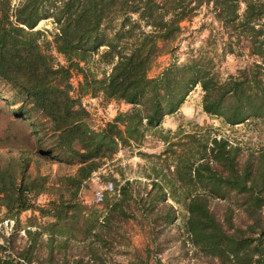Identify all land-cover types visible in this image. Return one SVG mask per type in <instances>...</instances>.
I'll return each instance as SVG.
<instances>
[{
    "label": "trees",
    "instance_id": "trees-1",
    "mask_svg": "<svg viewBox=\"0 0 264 264\" xmlns=\"http://www.w3.org/2000/svg\"><path fill=\"white\" fill-rule=\"evenodd\" d=\"M241 1L245 8L239 12ZM202 7L224 30L223 54L245 49L253 57L235 74L221 77L207 51L182 63L175 59L181 23ZM43 19L54 24L50 39L34 29ZM101 48L100 61L110 67L98 77L88 63ZM165 53L172 61L149 76ZM0 80L50 123L53 145L40 156L77 164L73 174L53 177L30 176L27 160L0 168V206L15 228L0 244V264H106L101 255L113 219H135L137 211L150 226H166L178 217L169 200L185 211L189 242L213 264H264V148L182 128L173 140L161 128L195 85L206 114L229 126L248 120L264 125V0H0ZM86 94L130 108L93 129L81 102ZM148 130L167 143L162 154L171 165L152 163L145 195L134 194L127 179L117 196L103 195V211L84 205L78 193L102 160L139 143ZM41 195L49 196L44 204L37 203ZM27 210L48 219L28 217L22 242L17 227ZM148 263L135 256V264ZM154 264L164 263L156 258Z\"/></svg>",
    "mask_w": 264,
    "mask_h": 264
},
{
    "label": "rangeland",
    "instance_id": "rangeland-1",
    "mask_svg": "<svg viewBox=\"0 0 264 264\" xmlns=\"http://www.w3.org/2000/svg\"><path fill=\"white\" fill-rule=\"evenodd\" d=\"M19 0H12L13 4ZM245 8L243 1L239 4V12ZM183 31L175 41L174 56L178 63H182L190 54L198 51H207L215 55L216 67L221 77L235 74L247 61H253V57L247 54V50L237 55L236 53H222V35L220 23L214 18L213 13L202 7L196 14L181 23ZM54 24L50 19L41 20L34 29H40L50 39ZM46 29L48 31H46ZM94 54L88 63L91 70L96 71L100 77L101 71H108L110 65L100 61V53ZM60 60L62 58L55 54ZM173 55L165 53L160 55L152 68L149 76H155L172 61ZM79 77L74 75L71 82L76 87ZM202 90L200 85H195L188 93L184 103L178 111L165 116L161 123L162 133H173L179 128L185 132L201 130L210 135L227 137L244 148H264V125L257 120H248L241 124L229 126L222 123L219 118L212 117L202 110ZM82 105L89 111L88 122L93 129H100L111 121L118 112H124L129 105L115 100H103L101 96L93 97L89 94L81 97ZM22 107L20 110L19 108ZM50 123L40 116L38 111L31 108V104L21 101L10 84L0 80V168L8 164L16 166L17 161L27 160V174L59 176L73 174L77 164L58 162L50 156L42 158L40 151H46L53 145V137L49 130ZM156 130H148L139 143H132L126 147H120L109 159H103L101 166L92 173L91 177L81 186L78 199L87 207H96L103 211V195L117 196L119 186L129 180L132 183L134 194L145 195L150 189V181L153 179L152 163L165 160L163 151L167 148ZM173 136V137H172ZM170 163L171 160L167 159ZM139 196V198H140ZM49 196L41 195L37 203L44 204ZM173 203L178 212L174 222L164 224L153 223L151 226L144 217L136 211L135 219L118 221L113 219L114 232L106 238V244L101 255L107 264H135V256L148 260V264H154V259H160L164 264H213L214 260L203 256L189 242L182 227V219L185 211L180 205ZM216 205L214 210L221 213L224 202ZM216 203L214 202V205ZM141 205V204H140ZM105 214V212H103ZM38 217V213L32 210L23 211L19 215L17 230L22 242L25 241L24 228L27 226L28 217ZM8 218L6 210L0 206V222ZM48 218H37L42 223ZM32 227V226H31ZM14 229L0 226V244L4 238L14 232ZM34 229V227H32ZM45 238V235L43 236ZM92 264V263H88ZM94 264V263H93Z\"/></svg>",
    "mask_w": 264,
    "mask_h": 264
},
{
    "label": "built area",
    "instance_id": "built-area-1",
    "mask_svg": "<svg viewBox=\"0 0 264 264\" xmlns=\"http://www.w3.org/2000/svg\"><path fill=\"white\" fill-rule=\"evenodd\" d=\"M0 226H3L4 228H8L11 230L14 228V220L6 218L0 222Z\"/></svg>",
    "mask_w": 264,
    "mask_h": 264
}]
</instances>
